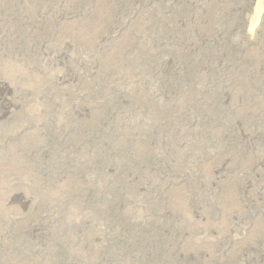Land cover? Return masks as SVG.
I'll use <instances>...</instances> for the list:
<instances>
[{"label": "rangeland", "instance_id": "1", "mask_svg": "<svg viewBox=\"0 0 264 264\" xmlns=\"http://www.w3.org/2000/svg\"><path fill=\"white\" fill-rule=\"evenodd\" d=\"M253 7L0 0V264H264Z\"/></svg>", "mask_w": 264, "mask_h": 264}, {"label": "bare ground", "instance_id": "2", "mask_svg": "<svg viewBox=\"0 0 264 264\" xmlns=\"http://www.w3.org/2000/svg\"><path fill=\"white\" fill-rule=\"evenodd\" d=\"M65 4V3H64ZM60 5V4H59ZM253 11L251 13V23L260 25L264 18V0H253ZM63 6V5H62ZM68 6V5H67ZM46 7V6H45ZM60 7V6H59ZM64 7V6H63ZM21 18V17H20ZM21 20V19H20ZM23 22V21H22ZM260 23V24H259ZM259 27V26H258ZM25 28V27H24ZM21 29V28H20ZM114 93V92H113ZM144 226V225H143ZM161 240V239H160ZM158 242V241H157ZM160 243V242H159ZM126 244V243H125ZM158 245V243H157ZM159 246V245H158ZM152 247V246H151ZM106 248V247H105ZM162 248V247H161ZM166 248V247H165ZM140 260V259H139ZM154 261V260H153ZM152 262V261H151ZM146 263V262H145ZM170 264V263H169Z\"/></svg>", "mask_w": 264, "mask_h": 264}]
</instances>
